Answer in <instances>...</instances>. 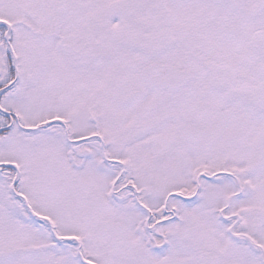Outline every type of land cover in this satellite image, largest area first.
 <instances>
[{"label": "snow or ice", "instance_id": "6c2138e0", "mask_svg": "<svg viewBox=\"0 0 264 264\" xmlns=\"http://www.w3.org/2000/svg\"><path fill=\"white\" fill-rule=\"evenodd\" d=\"M0 264H264V0H0Z\"/></svg>", "mask_w": 264, "mask_h": 264}]
</instances>
